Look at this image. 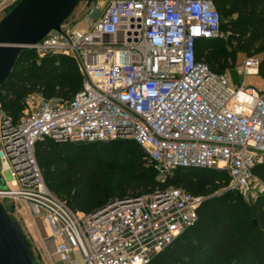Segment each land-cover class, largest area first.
<instances>
[{
	"label": "built area",
	"instance_id": "obj_1",
	"mask_svg": "<svg viewBox=\"0 0 264 264\" xmlns=\"http://www.w3.org/2000/svg\"><path fill=\"white\" fill-rule=\"evenodd\" d=\"M82 23L64 21L25 46L38 61L72 57L81 86L70 100L41 99L17 121L0 113V174L11 176L0 201L46 224L63 264H78L75 251L81 264H148L197 221L205 197L168 186L78 213L47 187L36 143L133 140L158 180L179 167L225 170L224 189L249 200L258 184L264 190L253 172L264 163V88L234 84L197 60V41L223 36L213 0H106ZM259 64L247 56L240 69L257 75Z\"/></svg>",
	"mask_w": 264,
	"mask_h": 264
},
{
	"label": "trees",
	"instance_id": "obj_2",
	"mask_svg": "<svg viewBox=\"0 0 264 264\" xmlns=\"http://www.w3.org/2000/svg\"><path fill=\"white\" fill-rule=\"evenodd\" d=\"M213 3L231 44H244L247 55L264 52V0ZM247 33H251L249 38ZM219 39L196 43L197 60L216 73L224 71L231 57L225 54L224 44L214 45ZM258 76L264 79V57ZM80 86L81 75L72 57L48 54L38 61L33 50L24 48L0 86L1 108L17 121L20 98L36 92L48 98H71ZM110 143L114 146L109 152ZM35 154L47 187L78 213L168 186L204 196L197 221L148 264H264V196L247 206L238 192L223 190L229 182L225 170L179 167L160 181L145 152L128 139L59 143L45 138L36 143ZM253 172L264 183V163Z\"/></svg>",
	"mask_w": 264,
	"mask_h": 264
},
{
	"label": "water",
	"instance_id": "obj_3",
	"mask_svg": "<svg viewBox=\"0 0 264 264\" xmlns=\"http://www.w3.org/2000/svg\"><path fill=\"white\" fill-rule=\"evenodd\" d=\"M79 0H19L0 20V86L27 45L60 26ZM0 264H36L19 225L0 201Z\"/></svg>",
	"mask_w": 264,
	"mask_h": 264
},
{
	"label": "rangeland",
	"instance_id": "obj_4",
	"mask_svg": "<svg viewBox=\"0 0 264 264\" xmlns=\"http://www.w3.org/2000/svg\"><path fill=\"white\" fill-rule=\"evenodd\" d=\"M19 0H3L0 3V20L9 12V10L13 7V5L18 2ZM106 0H79L70 15L64 20L71 24H78V26L82 27L84 24L82 23V17L86 14L88 7L90 5H94L95 3L101 4ZM235 16V15H234ZM233 16V17H234ZM247 26H245V29ZM243 30V29H242ZM227 31L228 29L223 30V36L221 39L216 41L214 45L219 46L220 44H224L226 47L225 54L231 57L227 61V65L225 66L224 71L220 72L224 74L232 83L239 84L240 82H244L246 85H253L257 88H264V79L257 75H244L240 69V65L242 60L247 56H258L259 59L264 57V52L262 51H255L251 55H247L245 51L244 44H231L227 39ZM251 33H247L246 37L249 38ZM211 50V49H210ZM78 69V68H77ZM48 98L43 92H36L32 93L24 98L19 99V105L16 107V110L19 111V116L23 115L26 112L31 111L36 107L38 102L41 99ZM50 98V97H49ZM72 98V97H71ZM71 98H64L65 100H70ZM0 113H4L7 115L5 110L1 108L0 104ZM114 144L110 143V148L108 151L110 152L113 149ZM109 152L106 154L108 155ZM11 180V176L8 170H3L2 174H0V188H6V183L9 184ZM262 181L260 180V183ZM223 190H230L231 189H223ZM260 187V184L257 185V189H255L249 197V200H245L242 198V201L247 205L250 206L258 196H264V190ZM234 191V190H233ZM220 193V192H218ZM242 197V196H241ZM15 208L9 209L10 218L13 222L17 223L25 235L30 249L33 252L35 257L36 264H45L44 259L42 257L43 252H45V245L43 240L40 237L41 229L39 225H37L32 218L30 217L29 213H27L22 207L21 204L14 202Z\"/></svg>",
	"mask_w": 264,
	"mask_h": 264
},
{
	"label": "crops",
	"instance_id": "obj_5",
	"mask_svg": "<svg viewBox=\"0 0 264 264\" xmlns=\"http://www.w3.org/2000/svg\"><path fill=\"white\" fill-rule=\"evenodd\" d=\"M21 207L28 213L26 208L21 205ZM30 215V214H29ZM31 217V216H30ZM32 218V217H31ZM37 225H39L41 229L40 237L45 245V252H43L42 257L44 259L45 264H63L55 255V248L57 243L59 242L58 237L53 235L46 224L43 222H36L32 219ZM71 256L76 259L78 264H81L80 255L77 251L72 252Z\"/></svg>",
	"mask_w": 264,
	"mask_h": 264
}]
</instances>
